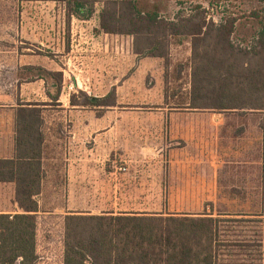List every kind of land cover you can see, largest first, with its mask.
<instances>
[{"label":"trees","instance_id":"trees-1","mask_svg":"<svg viewBox=\"0 0 264 264\" xmlns=\"http://www.w3.org/2000/svg\"><path fill=\"white\" fill-rule=\"evenodd\" d=\"M55 1L65 3L68 19L89 21L98 13V33L133 38L138 59L165 58L174 41L189 42L196 62L190 108L264 113V0H244L259 5L242 17L253 30L246 47L237 39L241 18L216 22L202 5L188 10L179 4L171 18L172 0ZM229 1L208 0L211 7ZM41 75L52 81L57 102L63 74ZM86 98L87 106H108L104 98ZM71 103L76 106L74 96ZM41 113L37 106L18 108L15 157L0 160V183L15 185L14 202L21 209L15 215H0V264L40 261L36 198L46 177ZM263 219L257 214L69 215L64 223V264H264L263 235L251 229Z\"/></svg>","mask_w":264,"mask_h":264},{"label":"rangeland","instance_id":"rangeland-1","mask_svg":"<svg viewBox=\"0 0 264 264\" xmlns=\"http://www.w3.org/2000/svg\"><path fill=\"white\" fill-rule=\"evenodd\" d=\"M0 4H56V12L59 8H65V3L55 0H0ZM179 4H185L188 10L194 5H202L208 10V18L216 22H221L228 16L241 18L237 39L245 47L252 42L253 30L242 17L259 5L244 0H230L211 7L208 0H172L169 12L171 18L180 9ZM101 7L102 3H96L98 12ZM66 18L70 21L67 16ZM97 29L98 13L90 22L84 24L73 18L67 25L68 50L60 53H56L57 49L46 50V56L51 61V70L55 71L53 73L63 74V91L59 103L53 100L55 92L52 81L47 90V95H50L52 100L45 109L50 119L47 127L52 131H70L74 129L76 121L69 116L65 117L66 115L93 113L99 119V128L95 129L100 130L99 138L103 139L96 155L97 159L115 166L136 167L134 171H162L166 190L176 186L180 190L194 188L197 191L193 195H185L193 196V200L164 201L163 210L166 213L215 215L260 211L264 171V113H246L243 116H230L237 113H223L225 117H216L217 124L212 116L208 120L207 117L187 119L193 112H203L193 111L187 106L192 95L193 69L196 64L189 42L178 44V41H174L165 58L140 60L134 50L133 38L103 36L104 39L113 41L114 49V68L109 70L113 73L114 88H110L109 83L106 89L101 82V57L106 53L100 50L99 59L94 54L87 57L90 53L84 48L86 35H94ZM25 44L30 47L28 43ZM5 45L12 47L10 44ZM12 45H18V42ZM95 78H98L96 88L93 82ZM92 95L104 98L108 106L85 105L86 96ZM72 96L76 106L71 103ZM101 122L105 125L102 126ZM188 122L194 124L198 130L210 122L211 125L215 124L213 128L218 131L215 139L229 137L230 152L223 157L226 160L222 161L220 153H217L218 148L216 153L210 154L214 149L209 146L206 147L207 152H203L202 147L200 150L192 146L187 147L183 141L185 135L174 130L186 128ZM178 125L182 129L178 128ZM206 135L208 137L209 133ZM107 139L113 140V145L107 147ZM222 148L223 146H220V151ZM212 155H217L215 168L209 165L205 167L204 158ZM209 162L212 163L213 159ZM215 180L218 187H215ZM205 182L211 183L212 194L209 196L212 200H204L208 196L201 192ZM146 203L151 209H160L159 202ZM154 203L157 204L155 207L152 206ZM251 229L252 232L262 234L264 239V219L263 224H253Z\"/></svg>","mask_w":264,"mask_h":264},{"label":"crops","instance_id":"crops-1","mask_svg":"<svg viewBox=\"0 0 264 264\" xmlns=\"http://www.w3.org/2000/svg\"><path fill=\"white\" fill-rule=\"evenodd\" d=\"M66 16V7L59 8V11L56 12V4H0V160H9L15 157L18 108L20 106H37L42 110V134L44 137L42 165L46 177L42 182L41 194L36 198L39 206L37 254L40 261L38 264H64L66 216L162 214L166 213L163 210L164 201L193 200V196L185 195L197 193L194 188L180 190L176 186L174 189L170 187L169 190H166L162 171L154 173L134 171L136 167L115 166L97 159L96 155L103 139L99 138L100 130L95 129L99 128V119L93 113L66 115L65 117L69 116L76 121L74 129L70 131H52L47 127L50 119L45 113V109L52 101L47 95L51 81L42 76L41 71L55 72L51 70V61L46 56L48 54L46 50L56 51L57 49L56 53L68 50L67 35H69V31L67 34V25L75 17L68 21ZM77 20L83 24L91 21ZM97 33L91 34L90 37L86 35L84 48L87 53H90V55L87 54V57L94 54L98 58L100 50L106 53L101 57V82L106 89H108L109 83L110 88H114L113 73L109 71L114 68L113 41L111 39L109 41L108 38L104 39L103 36L115 35ZM14 42H18V45H12ZM25 42L30 47H27ZM104 42L106 43L104 44ZM5 44H10L12 47H7ZM96 63L98 64V62ZM93 82L94 88H96L98 78H95ZM89 97L97 98L96 95ZM57 102L59 103L60 99ZM190 103L191 98L187 103L188 108H190ZM201 111L203 112L197 114L193 112L192 116L187 119L207 117L208 120L212 116L215 118L214 123L217 124V116L225 117L224 114L209 110ZM236 115L238 116V114L230 116ZM101 125L105 124L101 122ZM214 125L209 122L203 129L198 130L194 124L188 122L186 128L182 129L178 125V128L180 127L182 130L177 129L174 132L180 131L182 135H185L183 141L187 147L192 146L198 150L202 147L203 152H207L205 150L209 146L214 149L210 154L216 153V148H218L217 153H220L223 161L225 159L223 157L230 152L228 150L229 137L225 136L222 140H219L218 137L215 139V134L218 131L213 128ZM207 133H209L208 137ZM112 143L113 140H106L107 147L113 145ZM220 146H223L221 151ZM216 157L217 155L205 157L204 163L206 164L204 166L209 165V167L215 168ZM210 159H213L212 163L209 162ZM216 173L213 174L218 177ZM214 184H216L215 187H218L216 180ZM210 186V182H205L201 189L202 194L208 195L204 200L213 199L209 196L212 194ZM262 186L260 211L220 214L264 216V171ZM180 194L184 196H172ZM14 201L15 185L0 183V215L21 213L20 207ZM150 201L159 202L160 209H151L150 205L146 203ZM156 205L154 203L152 206Z\"/></svg>","mask_w":264,"mask_h":264}]
</instances>
